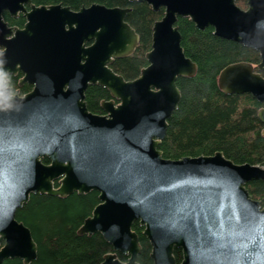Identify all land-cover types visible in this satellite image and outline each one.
I'll return each mask as SVG.
<instances>
[{
    "label": "water",
    "instance_id": "obj_1",
    "mask_svg": "<svg viewBox=\"0 0 264 264\" xmlns=\"http://www.w3.org/2000/svg\"><path fill=\"white\" fill-rule=\"evenodd\" d=\"M128 1L163 8L152 26L147 65L133 80L110 68L139 43L125 20L128 7L92 3L71 10L0 0V264L36 258L29 228L16 219L31 194L90 191L99 202L77 234L98 232L111 245L100 264H138L136 221L152 264H264V197L253 199L245 187L264 180V167L236 164L219 151L168 159L158 149L180 100L177 78L196 73L180 45L177 18L256 50L258 64L226 65L217 85L264 103V0H244L245 9L237 5L242 0ZM5 11L22 14L23 27L9 26ZM17 73L20 85H32L21 96L5 79ZM93 84L111 96L100 103L102 114L88 111L84 101ZM257 117L264 135V106ZM174 249L181 251L178 262Z\"/></svg>",
    "mask_w": 264,
    "mask_h": 264
},
{
    "label": "trees",
    "instance_id": "obj_2",
    "mask_svg": "<svg viewBox=\"0 0 264 264\" xmlns=\"http://www.w3.org/2000/svg\"><path fill=\"white\" fill-rule=\"evenodd\" d=\"M36 6L61 4L71 10L92 3L106 7H128L126 22L139 36L137 49L124 58L114 60L112 70L124 80H132L147 65L145 53L151 46L153 23L163 16V8L153 11L145 2L128 0H32ZM244 7V1H238ZM8 25L21 27L22 19H11L3 15ZM176 26L181 35L180 45L186 57L196 65L191 77H178L176 85L180 100L167 120L164 139L158 149L168 159L184 156L196 157L221 152L236 164L249 163L264 166V135L257 111L262 103L249 94H225L218 88L217 77L226 65L236 62L256 64V51L213 34L212 27L197 29L188 18L178 17ZM16 86L15 78L10 80ZM29 86L20 88L24 93ZM108 99V92L97 85L88 86L85 104L91 113H101L99 102ZM49 162L48 158L42 160ZM253 199L264 197V180L250 181L245 185ZM98 193L76 192L65 196L31 194L26 204L16 210V219L27 226L37 246L36 258L29 264H100L105 254L112 252L111 245L100 233L90 236L78 235L77 229L98 204ZM132 230L137 234L140 252L138 264H152L149 257L151 247L142 234L143 228L134 222ZM126 261V256L116 253ZM178 262L180 249L173 250ZM3 264H22L20 259H7Z\"/></svg>",
    "mask_w": 264,
    "mask_h": 264
},
{
    "label": "flooded vegetation",
    "instance_id": "obj_3",
    "mask_svg": "<svg viewBox=\"0 0 264 264\" xmlns=\"http://www.w3.org/2000/svg\"><path fill=\"white\" fill-rule=\"evenodd\" d=\"M32 1V0H31ZM242 1H244V0H242ZM238 3V2H237ZM244 3H245V6L244 7H241V8H243V9H245L246 8V2L244 1ZM96 4H98V3H96ZM238 5V4H237ZM89 6V5H88ZM105 6V5H104ZM239 6V5H238ZM83 7V6H82ZM84 7H87V6H84ZM81 8V7H80ZM3 15H5L6 17H8V18H11V19H22L23 20V22H22V25H21V27H19V26H16V25H13V26H15V27H18V28H22L23 27V24H24V22H25V19H24V17H23V15L22 14H20V13H18L16 16H11L7 11H5V12H3V14H2V16ZM6 22V21H5ZM8 24V23H7ZM10 26V25H9ZM91 43H88L87 45H90ZM138 45H139V43H138ZM242 45V44H241ZM244 46V45H243ZM138 47V46H137ZM246 47H248V46H246ZM248 48H250V47H248ZM137 48H135V50H136ZM250 49H252V48H250ZM134 50V51H135ZM253 51H256V50H254V49H252ZM257 52V51H256ZM257 54H258V52H257ZM258 58H259V54H258ZM116 60V59H115ZM259 61H260V59H259ZM258 61V62H259ZM114 62V61H113ZM256 64H258V63H256ZM112 65V64H111ZM111 65H110V68H111ZM253 66H255V64L253 65ZM112 69V68H111ZM141 71V70H140ZM260 75L264 78V70L263 71H261L260 72ZM139 76V75H138ZM137 76V77H138ZM21 77H22V74L21 73H17V74H6V76H5V79H6V82H7V86L8 87H10L11 88V92H12V94L13 93H17L18 95H24L25 93H27V92H29L30 90H31V88H32V85H30V84H28V83H23V84H19L20 83V79H21ZM136 77V78H137ZM12 78H15L16 79V82H17V85L14 87V86H12L11 84H10V80L12 79ZM135 79V78H134ZM133 80V79H132ZM93 85H97V84H93ZM23 86H29V89L26 91V92H24V93H21L20 92V88L21 87H23ZM90 86V85H89ZM97 86H99V85H97ZM100 87H102V86H100ZM88 88V87H87ZM102 88H104V87H102ZM105 90H106V88H104ZM87 90V89H86ZM107 91V90H106ZM86 92V91H85ZM108 92V91H107ZM84 99H85V93H84ZM111 99V96H110V94H109V92H108V99H101L100 100V102H99V106H100V103L102 102V101H104V100H110ZM85 101V100H84ZM114 102L115 103H117L118 101L117 100H115L114 99ZM264 106V103H262V107ZM103 113V111L101 110V113H98V114H102ZM126 260H127V258H126Z\"/></svg>",
    "mask_w": 264,
    "mask_h": 264
},
{
    "label": "snow or ice",
    "instance_id": "obj_4",
    "mask_svg": "<svg viewBox=\"0 0 264 264\" xmlns=\"http://www.w3.org/2000/svg\"><path fill=\"white\" fill-rule=\"evenodd\" d=\"M5 114L0 112V118H2Z\"/></svg>",
    "mask_w": 264,
    "mask_h": 264
},
{
    "label": "rangeland",
    "instance_id": "obj_5",
    "mask_svg": "<svg viewBox=\"0 0 264 264\" xmlns=\"http://www.w3.org/2000/svg\"><path fill=\"white\" fill-rule=\"evenodd\" d=\"M262 128H263V125H262ZM259 166L264 167V166H262V165H259Z\"/></svg>",
    "mask_w": 264,
    "mask_h": 264
},
{
    "label": "bare ground",
    "instance_id": "obj_6",
    "mask_svg": "<svg viewBox=\"0 0 264 264\" xmlns=\"http://www.w3.org/2000/svg\"><path fill=\"white\" fill-rule=\"evenodd\" d=\"M99 5H101V4H99ZM104 6V5H103ZM106 7V6H105ZM183 77H185V76H183Z\"/></svg>",
    "mask_w": 264,
    "mask_h": 264
}]
</instances>
